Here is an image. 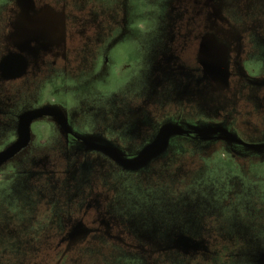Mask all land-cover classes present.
<instances>
[{"label":"rangeland","instance_id":"obj_1","mask_svg":"<svg viewBox=\"0 0 264 264\" xmlns=\"http://www.w3.org/2000/svg\"><path fill=\"white\" fill-rule=\"evenodd\" d=\"M100 1L101 4L104 1L108 2L107 0ZM232 1L235 8L227 10L226 14L230 19L235 16V20L231 19V22L237 25L236 20L242 23L244 19L241 16L238 0ZM162 2V0L156 1L155 6H151L153 13L145 17L148 25L144 23L142 17L135 18L136 24L150 26L149 32L145 34V39L148 41L150 51L154 52V58L159 56L158 51L164 43L167 44L164 40L169 36L166 30L168 16L164 14L167 8L165 7L162 11ZM140 3H138V10L142 12L147 9V4ZM241 4L242 2H240ZM116 6L118 12H106L112 16L118 13H121V16L123 14L122 18L125 17L122 22L124 29L125 27L132 28L131 25L124 22L134 16L128 15V13H133L135 8H127L123 0H117ZM249 14L251 18L253 15H257L252 11L244 13L246 16ZM251 27L257 30L256 34L264 41V23L251 24ZM134 28L135 26H133ZM137 32L139 37L144 36L138 29ZM1 36L2 32H0V40ZM262 51L263 48H260V53L257 52V55L260 56ZM29 53L30 63L27 68L33 72L35 81H30L32 77L26 76V74L22 78V69L16 71L12 69L0 73V109L2 106L9 109V112L0 111L2 113L0 118H3V124L5 123L3 130H0V139L3 141L10 140L15 127V122L5 118L3 114L19 113L22 111L23 103L34 107L41 97L46 98L44 101H47L60 92H56L58 88H64L63 92L66 96L73 99L72 94L66 93L69 86L64 87L66 82L61 79V76L50 74L46 80L40 81L36 78L40 73L49 71V63L47 64L46 61L55 59L51 52L34 48ZM2 54L3 51L0 49V57ZM240 55L241 53L231 59L236 60ZM259 56L257 59L260 58L263 61ZM144 59L147 58L144 56L141 62ZM253 64L250 63L249 67ZM142 65L140 63L139 67ZM53 66L56 67L55 61ZM65 68V72L69 74L72 66L66 65ZM125 68L128 67L124 65L122 72H125ZM130 68L134 76L130 81L118 87L114 105L116 113L98 111V106H93V111L81 113L79 106H74L71 114H64L68 120L70 119L71 126L76 132L87 135L86 131H90L95 133L94 137H104L120 143L119 147L125 153L128 148L132 149L134 153L145 145V139L137 140L131 134L128 135L131 128L134 129L139 122L145 121L144 127L153 129L161 122L172 120L171 122L180 123L178 125L181 128L188 129L189 127L180 122L181 119L204 118L201 113L206 109L205 99L200 97V91L196 88L190 86L174 88L167 80L166 83L164 80L155 85L154 82L149 83L150 73L140 74L133 65ZM243 68L244 74L248 75V68L244 66ZM231 73L232 75L227 78L228 90L222 92L227 98H233L230 106L226 107L228 122L225 123L228 125L224 128L229 127L230 131L235 128L236 133L231 131L230 135L236 136L245 143H264V112L259 110V105L257 106L260 102L264 103V86L260 87L261 90L248 87L238 81L239 78L235 77L233 72ZM255 77L251 79L252 82L264 83V71ZM48 81L52 82L46 84ZM50 84L54 85L49 86ZM83 84L87 93H93L96 90L94 79H91L89 84L86 82ZM46 88L48 90L45 92V96L43 91ZM233 93L234 96H230ZM208 97L210 96L208 95ZM106 101L104 100V102ZM13 102L16 104L12 105ZM70 103L73 104L72 101ZM59 104L62 105L61 101ZM63 105H66L68 110L72 107L68 100ZM107 106L109 107L108 103L104 104V108ZM90 107L92 106L90 105ZM215 113L213 109L205 114V116H209L207 117V126L213 125L210 116ZM24 114L23 111L22 128L19 130H22V136ZM74 117H77V122ZM113 119L114 121L117 119L115 122L119 125L110 123V121L113 122ZM215 122L214 124H216ZM38 125L42 126L38 129L42 131L46 143L42 142L37 146L35 144L34 148L36 151L47 150L45 155L53 162L47 158L39 159L42 163L40 165V161H35L32 156L29 160L25 157L20 164L16 159H21L22 156L9 155L5 164L0 165V170L2 169L3 173H9L6 182H10V190L4 188L5 194L0 198V264H19L20 250L22 249L23 256H27L35 248L36 236L41 233H49L48 225L45 224L68 219L72 208L77 203L76 199L79 198L76 194L81 197L82 201L89 196L88 188L70 187L74 184L75 186L77 184L88 186L92 182V180H86L89 173L82 169L87 166V163L82 165L84 161L81 153L85 155L87 151L79 145H74L73 148L66 149L64 152L61 151L64 140L58 138L55 127L41 122L34 126ZM149 133L144 134L142 127L136 130V135L141 138H146ZM30 138L28 136V140ZM35 138L37 137H32L34 141ZM90 138L92 137L90 136ZM126 140H130L134 145L130 144L128 147ZM182 141L184 140L180 141L177 137L170 139L168 145L164 146L162 157L150 163L142 173H137L139 177H134L133 173H128L126 169L115 166L113 169V163L108 158H100L96 154L91 156V159L100 166H93L92 170L98 174L106 175L103 179L106 178L107 189L117 190L116 206L112 207V215L114 214L119 219L118 222L127 224L125 230L130 231L135 238H138L136 241L145 243L152 248L166 249L164 246L170 241L175 245L185 244L194 249L180 250L181 254L196 251L198 245L200 247L201 244L204 247L207 243L206 240L211 239L216 232L211 229V224L217 226L220 224L222 230L219 229L217 236L229 237L232 243L237 240L245 241L246 244L242 245L239 250H229V252L226 245L218 247L221 243L220 240L213 239L210 240L213 249L215 246L221 248L219 251H225L227 254L232 253L231 260L229 259L232 262L230 264H264V155L258 154L257 157H252L254 155L251 154L240 155L234 153L227 146H221L219 150L209 152L206 151V146L190 144L184 145L187 151H183L184 149L179 146ZM34 148L32 152H34ZM159 149L162 150V146ZM42 154L44 155V153ZM134 154L136 155V153ZM123 156L127 157L124 154ZM28 163H35L37 167H32ZM77 176L79 179L76 178ZM57 179H61L63 183L67 181L65 186L70 188L42 187L44 182H56ZM76 181L78 182L75 183ZM83 181L85 182L83 183ZM21 184L22 187H20ZM93 184H96L95 179ZM59 226L61 231L64 230V224ZM194 226L199 231H194ZM234 235L235 238H233ZM38 238L43 239L44 237L38 236ZM95 240L98 242L100 238L96 237ZM93 242L94 240L86 246L87 253L91 252ZM112 249L114 250L112 251ZM127 252L113 245L98 247V251L91 252L88 264H220L218 259H213L212 256L187 259L183 257L184 255L175 254L166 258L163 257V253L156 254L150 263L143 256H137L135 253L131 255ZM31 259L22 258V264H28V260Z\"/></svg>","mask_w":264,"mask_h":264},{"label":"flooded vegetation","instance_id":"obj_2","mask_svg":"<svg viewBox=\"0 0 264 264\" xmlns=\"http://www.w3.org/2000/svg\"><path fill=\"white\" fill-rule=\"evenodd\" d=\"M107 1L101 4L100 0H0V32H2L0 49L3 51L0 57V73H5L12 69L14 71L22 69V78L26 74V76L30 75L32 77L30 81H35L33 72H30L31 70L27 68L30 63L29 51L34 48L49 50L55 59L47 60L49 71L40 73L36 78L40 81L46 80L50 74L61 76V79L66 82L64 87L69 86L66 93L72 94L73 97V99L69 98V96L67 97L63 92L64 88H58V90L55 88L56 92H60L54 93L55 96L53 98L44 101L46 98L41 97L34 104V107L23 103L22 111H19V113L3 114L5 118L15 122V127L12 130L10 140L3 141L0 139V156L21 143L19 150L12 154L15 157L22 156L21 159H16L20 164L25 157L29 160L34 156V160L40 161V165L42 163L39 159H51L45 155L47 150L36 151L34 148L35 144L37 146L42 142L46 143L42 131L38 129L42 126L34 125L39 122L47 123L48 125H53L57 131L58 138L64 140L61 151L69 150L74 145H79L87 151L85 155L81 153L84 161L82 165L87 163V166L82 169L87 170L89 173L86 180H92L88 186L85 184L70 186L88 188L90 198L88 196L82 201L81 197L76 194L79 198L76 199L77 203L72 208L69 218L45 224L48 225L49 233H41L36 236L37 242L35 243V248L29 253L31 254L30 256H28L29 254L27 255L28 257L23 256L22 249L20 250V255H18L20 257L19 264H22V258H32L28 260V264H88L92 251H98V247L103 248V246L110 245L123 251H128V254L131 253L132 255L135 253L137 256H143L150 263L153 261L154 256L159 253H163V257L167 258L171 255L181 254L179 253L180 250L193 249L192 246H190L191 248L185 244L178 246L170 241L164 246L166 249L152 248L145 243L136 241L138 238H135L130 231L127 232L125 230L127 224L118 222L119 219L111 213L112 207L115 208L116 206L117 190L107 189L108 183L106 178L103 179L106 175L98 174L92 170L93 166L100 167L91 159L94 154L99 155L100 158H108L113 163V169L114 166L126 169L128 173H133L134 177H139L137 173H142L150 163L162 157L164 146L168 145V142L173 137L179 138L180 141L184 140L179 144L184 149L183 151H187L184 145L190 144L206 146L205 149L209 152L217 151L221 146H227L234 153L240 155H254L252 157H257L258 154L264 155V148L250 149L239 143V141L243 142L239 138L230 135L231 131L236 133L235 128L231 129V131L228 129L229 127L224 128L228 125L225 123L226 121L228 122L226 119L228 109L226 107L230 106L233 98H227L224 96L225 93H222L223 90H228L227 78L232 75L231 72L234 73L235 77L239 78L238 81L243 82L248 87L261 90L260 87L264 86V83L251 81V79L261 75L264 71V41L256 34L257 30L251 27V24L264 23V0H238L244 21L241 23V21L236 20L238 22L237 25L231 22L235 20V16H232L231 20L226 14L227 10L235 8L232 0H162V11H164L165 7L167 8L164 14L168 16L166 30L169 36L164 40L167 44L164 43L159 49L157 58H154V52L150 51L147 44L148 41L145 39V34L150 29V26H147L145 17L153 13L151 6H155V2H159V0H123L127 8H135L133 13H128V15L134 16L124 22L127 25H131L132 28L125 27V29L122 23L125 19V17L122 18L123 14L121 16V13H118L112 16V14L106 12H118L117 0ZM140 2L147 4V9L142 12L138 10V3ZM240 2H242L241 5ZM244 11L255 12L257 17L253 15L251 18L250 14L246 16ZM137 17H142L147 25L136 24L135 18ZM133 26H135L134 29ZM5 27L7 28L5 29ZM137 29L144 34L143 37H139V34L137 35ZM150 34L152 36L151 32ZM260 48H263V51L259 56L257 52L260 53ZM240 53L239 62L238 59H231V57ZM144 56L147 59L141 62ZM258 56L263 61L260 58L257 59ZM54 61L56 67L53 66ZM140 63L143 64L142 67H139ZM250 63L257 64L249 67ZM258 64L261 65L259 66ZM66 65L72 66L69 74L65 72ZM124 65L128 68H125V72H122ZM132 65L140 74L150 73L149 83L154 82L155 85H158V82L165 80L166 83L167 80L170 81L174 88L178 86L196 88L200 91V97L205 99L206 106V109L201 113L204 118L180 120L181 123L189 127L188 129L181 128L178 125L180 123L171 122L172 120L161 122V124L155 125L153 129L144 127L145 121L136 124V127L134 129L131 128L132 131L130 130L128 135L131 134L137 140L145 139V145L140 148L141 152L140 149H138L139 154L137 150L134 152L136 155L132 149L128 148L125 153L119 147L120 143L104 137H94L93 134L95 133L90 131H86L87 135L76 132L71 126L70 119L68 120L64 115L65 113L71 114L74 106H79V112L81 113L90 112L89 110H92L93 106H98V111L116 113L114 105L118 87L130 81L134 76L133 72L130 71V66ZM242 65L248 68V75L244 74ZM121 73H123L122 76ZM91 79L95 80L96 90L93 93H87L84 90L86 87L83 83L89 84ZM51 82L48 81L46 84ZM52 85L54 84L49 86ZM105 89L108 93L104 91ZM47 90L48 88L43 91L44 95ZM231 95L234 96V93ZM185 96L187 97V93ZM67 100L72 105L69 110L66 105H63ZM104 100L107 101L104 102ZM59 101H61L62 105L59 104ZM71 101L73 104L70 103ZM106 103L109 104V107L104 108ZM11 104L14 105L16 103L13 102ZM90 105L92 107L89 108ZM257 106L260 111L264 112V103L260 102ZM60 107L67 110L65 111ZM213 109L216 112L210 116L213 125L207 126V117L209 116H205V114ZM0 111L9 112V109L2 106ZM23 111L25 113L24 122L27 115L31 112L43 111L46 113L41 118L31 121L28 128V136L29 138L31 136V138L27 139L28 142L24 148H22V130L19 131L22 128ZM0 114L2 113L0 112ZM74 120L77 122V117H74ZM115 121L113 119V122L110 121V123L119 125ZM214 121H216V124H214ZM4 125L3 118H0V130H3ZM140 127H142L144 134L150 132L146 138L136 135V130ZM81 128L82 125L80 130ZM167 128H176L182 132L171 135L168 140H162L155 154L140 167L126 168L110 155L93 146V144H97L111 147L122 158L135 162L143 159L145 153L150 151L151 147L157 143L162 131ZM33 136L37 137L35 141L32 139ZM125 142L130 147V140ZM245 144L264 145V143ZM133 145L134 143L131 144V146ZM160 146H162V150L159 149ZM33 148L34 152H32ZM123 154L127 157L123 156ZM6 160L1 161L0 165L5 164ZM28 164L32 167H37L35 163ZM79 173H82L81 170ZM8 174L3 173L2 169L0 170V198L5 194L4 188L10 190V182H6L9 178ZM94 179L96 184H93ZM65 184H67V181L63 183L61 179H57L56 182H44L42 187L70 188L65 186ZM20 187H22V184ZM58 224H64V230L61 231ZM193 229L194 231H199L195 226ZM211 229L216 232L211 239L208 238L206 240L207 243L204 247H202V244L200 247L198 245L196 251H188L187 254L181 255H184L183 257L187 259H195L199 256H212L214 259L217 255L224 253L225 251H219L221 248L213 249L210 240L221 239V241H229V237L217 236L219 229L222 230L220 224L218 226L211 224ZM38 236H43L44 238L39 239ZM96 237L100 238V241L96 242ZM233 238H235V235ZM93 240L91 252L87 253L86 246L90 245L89 242ZM38 241H40V244H38ZM243 244H246V242L244 241ZM219 247H224V243ZM231 254L229 255L232 256Z\"/></svg>","mask_w":264,"mask_h":264},{"label":"water","instance_id":"obj_3","mask_svg":"<svg viewBox=\"0 0 264 264\" xmlns=\"http://www.w3.org/2000/svg\"><path fill=\"white\" fill-rule=\"evenodd\" d=\"M46 113H44L43 111H37V112H31L30 114L27 115L26 120L24 122V127H23V136H22V148H24L27 144V139H28V128L29 125L31 123V121L37 119V118H41L42 116H44ZM178 132H182L176 128H170V129H164L160 135V137L158 138V141L156 144H154L150 151L146 152L143 159L139 160V161H128L124 158L121 157V155L113 148L111 147H107V146H101V145H97V144H93V146H95L97 149H99L100 151L110 155L113 159H115L117 162H119L121 165H123L126 168H135V167H140L143 164H145L157 151V147L159 145L160 142H162V140H168V138ZM239 143L247 146L250 149H260V148H264V145H248L245 144L243 142ZM19 147H21V143L16 146H14L13 148H11L9 151H6L2 156H0V162L6 160L9 155H12L14 153H16L19 150Z\"/></svg>","mask_w":264,"mask_h":264},{"label":"trees","instance_id":"obj_4","mask_svg":"<svg viewBox=\"0 0 264 264\" xmlns=\"http://www.w3.org/2000/svg\"><path fill=\"white\" fill-rule=\"evenodd\" d=\"M220 241H221V239H219ZM222 243H224V245H226L227 247H228V251L229 250H233V249H238V248H240V246L241 245H244L243 243L244 242H239V241H234L233 243L229 240V241H226L225 240V242H222L221 241V243H220V245H218V247L219 246H221L222 245ZM230 246V247H229ZM217 247H214V249H216ZM217 259H218V261H219V263L220 264H230V263H232L230 260V255L229 254H227V253H221V254H219V255H217V257H216ZM230 259V260H229ZM233 261V260H232Z\"/></svg>","mask_w":264,"mask_h":264}]
</instances>
